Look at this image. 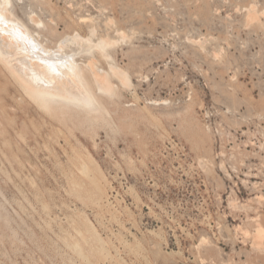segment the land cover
I'll list each match as a JSON object with an SVG mask.
<instances>
[{"label":"rangeland","instance_id":"1","mask_svg":"<svg viewBox=\"0 0 264 264\" xmlns=\"http://www.w3.org/2000/svg\"><path fill=\"white\" fill-rule=\"evenodd\" d=\"M11 1L114 93L48 111L0 69V264H264V0Z\"/></svg>","mask_w":264,"mask_h":264},{"label":"bare ground","instance_id":"2","mask_svg":"<svg viewBox=\"0 0 264 264\" xmlns=\"http://www.w3.org/2000/svg\"><path fill=\"white\" fill-rule=\"evenodd\" d=\"M11 4H12L11 0H4V1L0 0V32L1 31L3 32V34L2 33L0 34V69L3 68L9 74V76H11L14 79V81L19 85V87L30 98H33L34 101L36 100V102H37L36 104L38 106L40 105L41 106V107L39 106L40 108L45 107L47 110L48 109H52L51 107L53 106V104L62 103V102L72 103V104L74 103V104L80 105V107L83 106V107H85L87 109H90V110H93V109L97 110L100 107L102 108V106L104 107L103 104H102V106H100L99 100H98L97 96L95 95V91L92 88V84L94 83L97 86L98 90H101L103 92H107V94L110 93V95H112L114 93V92L112 93V91H114L113 90L114 86L112 85L113 83H111V80L109 78V73H107L108 71L106 70L107 72L105 71L106 73L104 72V74L97 73V71L94 70V65L90 64L91 66L89 65V67H87V66L83 67V66H81V64L79 62L74 61L73 59H70L69 57L61 56L62 54L59 56L57 53H54L55 51H50V50L46 49V46H45L44 50L40 49L39 48L40 46H38V43H36L37 41L35 42V39H34V37L31 34L30 28L24 22H22L20 19L15 18L14 15L12 14L13 11L10 9ZM91 32L94 33V31H91ZM93 33H91V34H93ZM77 38L79 39V38H83V37L78 36V37H76V39ZM83 39H84V41L86 40V42L87 41L88 42L93 41V40H91L92 38H83ZM6 40H7V42H6ZM98 40H99V42H97L96 44L90 45V49H94L95 48L94 46H96V47H98L97 49L101 50V52H103V54H105V50L107 49V47L109 45H112L110 43V42H112L111 41L112 39L110 41L109 40H105V38L98 39ZM76 41H78V40H76ZM71 42H72V40H71ZM65 45H67V44L65 43ZM3 46H6L7 49H4ZM92 47H94V48H92ZM32 48L35 49V50H32ZM63 48H64V46H63ZM63 48H62V50H64ZM11 50H13V51H11ZM59 53H62V52H59ZM70 57H72V56H70ZM106 57H108V56H106ZM109 58L111 59V56ZM27 59H28V61L31 59V62L30 61L27 62ZM111 60H113V59H111ZM87 71L91 73V77H92L93 82L89 81V78L87 76ZM116 71H114V72H116ZM119 74L122 77L125 78L124 79L125 81L124 82L122 81L123 84L130 80V78L128 77V73L127 72H123V71L121 72V70H120ZM117 75H118V73H117ZM101 91H99V92H101ZM103 109H104V111L106 110L105 108H103ZM86 115L88 116L87 113H86ZM103 115H104V113H103ZM107 119L108 118L106 117V119H104V120L106 121ZM98 120H99V118H98ZM89 121H91V120H89ZM94 121H97V120L94 119ZM102 121H103V117H102ZM97 122H99V121H97ZM111 122H112V120H111ZM5 156H6V154H5ZM91 161H93V160H91ZM91 163H93V162H91ZM84 164H85V162H84ZM93 164H95V163H93ZM85 166L86 165H84V167ZM87 169H88V167H87ZM83 170L85 171V169H83ZM85 173H86V171H85ZM87 176H89V175L87 174ZM82 186H79V187H82ZM79 195L81 197V194H79ZM96 195H97V193H96ZM108 200H110V199H108ZM84 216H85V214H84ZM258 217H260V216H258ZM86 218H87V216H86ZM5 219H7V218H5ZM6 222H8V221L6 220ZM256 222L258 223L259 221H256ZM71 224H72V222H71ZM253 227H254V225H253ZM261 228H263V227H261ZM261 228L260 229L258 228L259 231L256 229V232H253L254 236H255L254 233H256V236H257V233H258V235L260 237L259 239L264 237V234H263V231H261L262 230ZM95 231H96V228H95ZM97 232H98V230H97ZM250 233L251 232L249 230V234ZM80 235H82V234H80ZM251 235H252V233H251ZM116 237H118V236H116ZM99 239H100V237H99ZM254 239H257V238L254 237ZM63 240H65V239H63ZM127 240H125V242ZM78 241H77V243L79 244ZM66 242H65V244H66ZM262 242L264 243V241H262ZM259 243L257 245H259V246L262 245V244H259ZM136 252H137V249H136ZM80 253L83 254L82 250H81Z\"/></svg>","mask_w":264,"mask_h":264}]
</instances>
